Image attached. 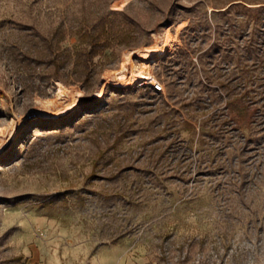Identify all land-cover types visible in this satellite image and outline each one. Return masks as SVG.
<instances>
[{"label":"rangeland","instance_id":"rangeland-1","mask_svg":"<svg viewBox=\"0 0 264 264\" xmlns=\"http://www.w3.org/2000/svg\"><path fill=\"white\" fill-rule=\"evenodd\" d=\"M126 7L164 21L90 81L24 61ZM143 51L163 56L142 79L105 80ZM62 85L78 98L55 114ZM3 142L0 264H264V0H0Z\"/></svg>","mask_w":264,"mask_h":264},{"label":"trees","instance_id":"trees-1","mask_svg":"<svg viewBox=\"0 0 264 264\" xmlns=\"http://www.w3.org/2000/svg\"><path fill=\"white\" fill-rule=\"evenodd\" d=\"M129 9L75 18V24L69 28L61 22L51 39H43L41 46L34 43V55L31 59L25 57L24 61H33L38 67L48 64L54 81L88 82L99 73L94 63L96 57L106 51L119 53L137 46L142 37H149L164 21L144 22L137 14L129 13ZM166 22L172 23L170 19ZM66 38H75V42L64 47ZM178 53L183 54L181 49H177Z\"/></svg>","mask_w":264,"mask_h":264},{"label":"bare ground","instance_id":"bare-ground-1","mask_svg":"<svg viewBox=\"0 0 264 264\" xmlns=\"http://www.w3.org/2000/svg\"><path fill=\"white\" fill-rule=\"evenodd\" d=\"M131 50V49H130ZM134 52V51H133ZM136 52V51H135ZM126 60L120 63V68L116 71L108 73L105 77L106 81L113 83L116 86H125L127 81H139L145 76V68L151 60H156L163 56L162 52H147L143 51L139 53L141 57L140 66H136L130 62L131 52L126 54ZM149 79V78H148ZM147 80V79H143ZM149 81V80H148ZM157 81L156 79H151L149 83ZM57 98L55 100L47 99L45 108L49 110H55V114H62L69 110L78 98L77 92H71L65 86H58L55 92ZM11 128V127H10ZM6 144V142L0 143V149Z\"/></svg>","mask_w":264,"mask_h":264},{"label":"built area","instance_id":"built-area-1","mask_svg":"<svg viewBox=\"0 0 264 264\" xmlns=\"http://www.w3.org/2000/svg\"><path fill=\"white\" fill-rule=\"evenodd\" d=\"M151 85L155 91H164L163 85L159 81H155Z\"/></svg>","mask_w":264,"mask_h":264}]
</instances>
